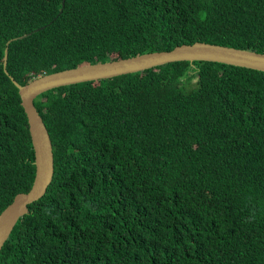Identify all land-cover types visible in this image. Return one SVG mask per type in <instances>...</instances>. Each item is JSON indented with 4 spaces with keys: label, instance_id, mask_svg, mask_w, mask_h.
<instances>
[{
    "label": "trees",
    "instance_id": "trees-1",
    "mask_svg": "<svg viewBox=\"0 0 264 264\" xmlns=\"http://www.w3.org/2000/svg\"><path fill=\"white\" fill-rule=\"evenodd\" d=\"M192 41L264 52V0H0V210L34 172L9 77ZM32 104L52 171L0 264H264V71L167 61Z\"/></svg>",
    "mask_w": 264,
    "mask_h": 264
},
{
    "label": "water",
    "instance_id": "water-1",
    "mask_svg": "<svg viewBox=\"0 0 264 264\" xmlns=\"http://www.w3.org/2000/svg\"><path fill=\"white\" fill-rule=\"evenodd\" d=\"M5 53L6 46L3 47L2 66ZM183 59L217 61L264 71V52L204 41H192L174 45L168 50L142 52L128 57L71 66L37 74L22 84L9 77L16 87L19 104L25 115L32 148L34 172L29 188L26 191L16 192L0 210V246L18 216L26 212V203L35 200L44 192L51 176L52 154L50 141L44 124L32 104V98L44 90L59 85L109 77L167 61Z\"/></svg>",
    "mask_w": 264,
    "mask_h": 264
}]
</instances>
